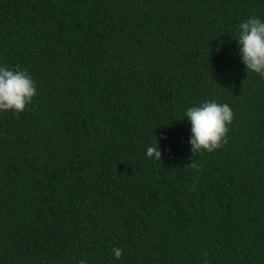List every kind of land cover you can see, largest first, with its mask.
Here are the masks:
<instances>
[{
	"label": "trees",
	"instance_id": "trees-1",
	"mask_svg": "<svg viewBox=\"0 0 264 264\" xmlns=\"http://www.w3.org/2000/svg\"><path fill=\"white\" fill-rule=\"evenodd\" d=\"M251 15L264 0H0V64L37 85L0 111V264H264V79L235 41ZM205 100L232 123L192 153L183 112Z\"/></svg>",
	"mask_w": 264,
	"mask_h": 264
},
{
	"label": "clouds",
	"instance_id": "clouds-1",
	"mask_svg": "<svg viewBox=\"0 0 264 264\" xmlns=\"http://www.w3.org/2000/svg\"><path fill=\"white\" fill-rule=\"evenodd\" d=\"M237 55L247 72L264 79V20L255 15L242 20L237 28L235 39ZM37 94V85L27 70L13 69L0 64V111L10 110L16 114L24 111ZM233 112L227 103L205 100L196 106H189L183 118L190 125L187 143L192 153L212 152L224 142L228 126L232 123ZM160 139H166L161 135ZM149 159L161 160L162 152L158 142L146 148ZM123 249L113 247L111 255L119 259ZM78 264H87L81 259Z\"/></svg>",
	"mask_w": 264,
	"mask_h": 264
}]
</instances>
